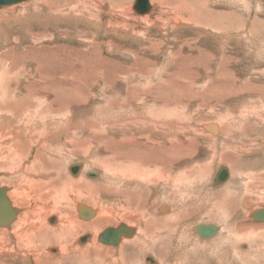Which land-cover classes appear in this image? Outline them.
Wrapping results in <instances>:
<instances>
[{"label": "rangeland", "instance_id": "rangeland-1", "mask_svg": "<svg viewBox=\"0 0 264 264\" xmlns=\"http://www.w3.org/2000/svg\"><path fill=\"white\" fill-rule=\"evenodd\" d=\"M135 1L0 7V172L10 174L0 187L17 189L23 175L40 183L25 205L9 195L23 210L60 201L79 222V203L116 212L96 232L76 233L72 247L85 249L89 242L76 240L90 235L101 249L116 252L120 246H102L96 236L125 223L137 239L169 219L170 230L148 236L167 243L164 253L154 248L165 260L148 248L138 264H148V257L153 264H264V223L249 216L264 208V0H150L148 23L159 19L158 26L138 20ZM213 123L220 124L215 136L204 130ZM17 160L39 174L13 169ZM132 161H141L140 173L154 172L157 182H126L121 167L128 171ZM80 162L79 175H71L67 167ZM218 169H228L230 178L212 186ZM94 173L98 178L88 176ZM137 189L144 196L135 216L133 197L126 196ZM168 208L170 214L159 212ZM46 212V227H56L47 221L59 218L56 211ZM199 224L217 226L218 235L200 239L191 231ZM50 248L59 245L44 250L49 261L59 259L60 250ZM70 258L72 264H109L101 253ZM63 259L56 264H68Z\"/></svg>", "mask_w": 264, "mask_h": 264}, {"label": "bare ground", "instance_id": "bare-ground-1", "mask_svg": "<svg viewBox=\"0 0 264 264\" xmlns=\"http://www.w3.org/2000/svg\"><path fill=\"white\" fill-rule=\"evenodd\" d=\"M35 2L36 4L38 5H45L47 3L44 2V0H28V2ZM130 1V0H129ZM180 1V0H179ZM178 1V2H179ZM182 1V0H181ZM27 2V1H25ZM149 2V5H150V0H148ZM154 2V1H153ZM184 2V1H183ZM160 3V2H159ZM186 3V2H185ZM83 4V3H82ZM18 5V4H17ZM152 6V4L150 5V7ZM185 6V5H184ZM188 6V5H187ZM129 7V6H128ZM127 7V11L129 12L130 9ZM162 8H164V5H162L160 3V5L157 7V9L161 10ZM152 11V10H151ZM181 11V10H180ZM150 12V10H149ZM149 12L143 16H137L138 17V20H141L143 22H145L146 24L148 25H153L154 26H158L157 24L159 23V19L158 20H155L154 22L152 23H148L149 22V16L151 14H149ZM46 20V19H45ZM174 23L176 25H179V21H174ZM227 73V72H226ZM250 107V106H249ZM258 108V107H257ZM245 109V108H244ZM244 112V111H243ZM256 113V112H255ZM143 118V117H142ZM173 122V121H172ZM168 123V122H167ZM215 124V125H214ZM222 124V123H221ZM169 125V124H168ZM166 125V126H168ZM225 127V126H224ZM223 127V128H224ZM153 128V127H152ZM155 128V127H154ZM220 128V124H217V123H213V125H210L207 124L204 126V129L209 131L210 133V130L212 131V133H214L213 135L215 136L216 134H218V130ZM8 129V128H7ZM167 129V128H166ZM14 130V129H13ZM154 130V129H153ZM49 131V130H48ZM156 131V130H155ZM15 132V131H14ZM17 132V131H16ZM33 130L31 129L30 127V130L27 131V135L30 136V140L31 141H35L34 139V135H33ZM50 132V131H49ZM48 133V132H47ZM51 133V132H50ZM57 133V132H56ZM208 133V132H207ZM17 134V133H16ZM49 134V133H48ZM133 134V133H132ZM162 134V133H161ZM167 134V133H166ZM173 134V133H172ZM176 134V133H175ZM4 135V134H3ZM47 135V134H45ZM168 135V134H167ZM212 136V135H211ZM161 137V136H160ZM170 137V136H169ZM160 141V140H159ZM36 143V142H35ZM171 144V143H170ZM169 146V145H168ZM4 149L0 150V151H3ZM37 158V157H35ZM1 159V158H0ZM129 161L131 159H128ZM18 164H12V168L13 169H17L19 170L21 173L23 174H27V175H33L32 178L34 177L35 174H39V173H36V169L35 171H30V166H23L20 164V162L17 160ZM131 162V161H130ZM136 163H131V165H129L127 168H128V171H126V169H122V167L124 166H120L121 167V171L125 172V173H128V177H130V179L126 182H131V184H140V185H143L142 187H146V186H150L152 184H154V182H157L158 180V176L153 172V174L151 172L148 173H140L139 169H140V166L142 165L141 161H135ZM81 163V162H80ZM75 166H77L78 170H73V173H72V166H68L67 167V171L70 172L71 175H77L78 173L81 172L82 168H83V163L81 164H74ZM74 166V167H75ZM204 165H202V168ZM11 168V167H10ZM41 168H39L40 170ZM156 169V168H155ZM206 169V168H205ZM32 170V169H31ZM38 170V169H37ZM38 170V172H39ZM44 170V169H43ZM157 170V169H156ZM226 170V169H225ZM52 171V170H51ZM120 171V172H121ZM118 172V171H117ZM116 172V173H117ZM220 172V170L218 169V172L216 174V177H215V183L212 184V186L216 185V184H219L218 180H217V177H218V173ZM227 172V177H226V180L225 182H227L230 178V173H229V170L227 169L226 170ZM16 174V173H15ZM52 174V173H51ZM95 174V173H94ZM199 174V173H198ZM30 175V177H31ZM79 175V174H78ZM99 175V174H98ZM98 175L95 174V177L98 178ZM118 175V174H117ZM124 175V174H123ZM10 177V174L8 172H0V179H4L2 177ZM116 177V175H115ZM17 180H21L19 177L17 178ZM22 180L21 183L17 186V189H14L13 187H5V186H2L0 188H5L6 189V197L9 199L10 203H11V206H12V209H16V216H14V218L9 222V225H3V226H0V228L2 229V234H0V264H16V262H20L21 264H30V257L33 258V264H46V263H51V264H56V262H61V258L63 257L64 259L62 261H64L65 263H68V264H72L74 263V259L70 258L67 260L68 258V255L72 253V255H77L80 256V257H86V258H91V257H95V258H100V253L102 255H104V257L106 259H108L109 261V264H129L130 262H134L136 264L138 263H141L140 261H142V255L148 251H151L150 249L148 248H151L153 251H151L152 253L154 254H157V256L161 259H162V255L161 253H159V250L157 249H154L155 247L159 248L160 247V250L162 251L163 250V253L166 252V250L168 249V245L167 243L163 245V241L162 240H157L156 239V235H155V238L153 237V235L151 237H153L154 239H150L151 237H148L150 236L151 234H153V231L157 229V231L159 230H170L171 227H172V222L170 221L169 222V219H160V220H157L156 223H155V226H149V223H147V228L148 226L151 227L153 229V231H151L152 233L150 234H144L143 232L138 234L139 237L137 239H133L134 236L137 237L136 235V229L132 226H129L127 224H125V226L128 228V229H132L133 232L130 236H122L119 243H118V246H116L115 248L119 247V249H117V251H109V250H104V249H101V246H99L98 244H96L94 242V239L91 238L90 235L89 238L86 240V242L90 243L92 242L91 244L88 243L87 247L85 249H83L82 247L80 248H77L76 246L73 245L72 247V241L73 239L76 238V233H81V232H84V231H92V232H96L99 228H101L103 225H105L106 223H108L110 221V216L111 214L115 217V216H118L116 215L114 212H110L109 210V207H104L102 206L101 208H98L96 211L89 207L88 205H84V204H77L76 206V213L78 215V217L80 219H82L80 222L78 220H76L74 218V216L72 215V213L69 215L67 212L65 213L64 210L60 207V201H57L56 198H53L51 196V199L54 201H57V202H54V205L53 206H50L49 209H46L45 208H42V207H35L33 209H26V210H23L21 208H17L14 206V204L12 203V201L10 200V197L9 195L11 196V198H13L15 204H18V205H25L26 203H28V200H30V196H31V193L33 194L32 190L34 191V188H33V185L37 182H34L33 180H30L28 177L24 176L22 177ZM75 182V181H74ZM74 182H69L71 185L69 186V188L72 189L73 186H76L77 189L78 188V185H76V183ZM77 182V181H76ZM224 182V183H225ZM67 183V182H66ZM168 183V182H167ZM213 183V182H212ZM40 183H37V185H39ZM82 184V183H81ZM90 184V183H89ZM88 184V185H89ZM170 184V183H168ZM223 182L220 184L222 185ZM46 185V184H45ZM87 185V186H88ZM83 186V184L81 185ZM137 186V185H136ZM135 186V187H136ZM39 187V186H38ZM85 187V186H84ZM92 188L94 189H97V187L95 185H91ZM90 187V188H91ZM91 188V189H92ZM137 188V187H136ZM135 188V189H136ZM139 188V187H138ZM84 189V188H83ZM87 190H89L88 188H85ZM91 189H90V192L91 193ZM142 189V188H141ZM141 189H137V191H134V192H131L129 191V193L127 194L128 196H126L127 198L128 197H133V201L135 204H133V214L131 215H135L137 216L136 213H138V209L139 208H142L141 205L143 203V196H144V191H142ZM144 189V188H143ZM73 190H76V189H73ZM82 190V189H81ZM141 190V192H140ZM145 190V189H144ZM83 191V190H82ZM96 191V190H95ZM97 192V191H96ZM88 193V192H87ZM95 193V192H94ZM173 193V192H172ZM82 194V192L80 190L77 191V196H80ZM85 194V193H84ZM83 194V195H84ZM97 194V193H96ZM111 195V194H110ZM95 196V195H94ZM125 196V194H124ZM123 196V197H124ZM48 197V196H47ZM87 197V196H85ZM32 198V197H31ZM39 200H40V196H38ZM79 198V197H78ZM88 198L90 199H93L92 197H89ZM126 198V199H127ZM41 199H44V198H41ZM95 199V198H94ZM50 200V199H49ZM51 200V201H52ZM65 200V199H64ZM42 201V200H41ZM48 202V201H47ZM128 202V201H127ZM131 202V201H130ZM42 203V202H40ZM58 203V204H57ZM66 203V202H65ZM46 204V202H45ZM64 204V203H63ZM62 204V205H63ZM129 204V203H128ZM61 205V206H62ZM132 205V204H131ZM127 206V205H126ZM132 207V206H131ZM131 207H128V209L130 210ZM108 208V209H107ZM119 208H120V205H119ZM127 208V207H126ZM127 209V210H128ZM171 209V208H170ZM169 208L168 209H159V212L161 213H168L170 214L171 213V210ZM22 210V211H20ZM149 210V209H148ZM27 211V212H26ZM43 211L44 213H52L54 211H56L55 213H57V215L59 216V218H49L47 221L48 223L50 224H56L58 222V225L54 228H51V227H46V224H45V216H43ZM67 211V210H66ZM121 211V210H120ZM124 211V210H123ZM131 211V212H132ZM93 216H91L90 218H85L86 214L87 215H90L91 213ZM128 212V211H127ZM145 212V211H144ZM152 212V211H151ZM154 212V211H153ZM253 212V211H252ZM251 212V214H252ZM25 213V214H24ZM122 213V212H121ZM130 213V212H129ZM129 213L127 215H129ZM143 213V212H142ZM145 214V213H143ZM142 214V215H143ZM44 215H47V214H44ZM121 215V214H120ZM119 215V216H120ZM130 215V216H131ZM173 215V214H172ZM218 215V214H217ZM96 216V219H93L92 221H86V220H90L92 217ZM210 216V215H209ZM209 220H214L215 217H209ZM250 216V215H249ZM248 216V217H249ZM167 217V216H166ZM134 218V217H133ZM58 219V220H57ZM147 219V218H146ZM84 220V222H83ZM140 220V219H139ZM153 220V219H152ZM155 220V218H154ZM129 221V220H128ZM137 221H138V218H137ZM145 221V220H144ZM255 221V220H253ZM155 222V221H154ZM257 222V221H255ZM137 223V222H136ZM141 223V222H140ZM139 223V225H140ZM144 223V222H143ZM151 223V222H150ZM258 223H264V221L262 222H258ZM138 224V223H137ZM143 225V224H142ZM200 225V224H199ZM204 226H207V225H211V224H202ZM198 225H195L193 226V229L191 231H193L194 234H196L200 239H209V240H212L210 238H214L215 236L218 235L219 233V228L217 226L216 227V232L210 236V237H201L198 233H196V227ZM212 226V225H211ZM214 226V225H213ZM118 227V226H117ZM137 227V226H136ZM245 226H243V231L247 230L244 228ZM111 228H116V227H111ZM146 228V227H144ZM174 228V227H173ZM249 228V226L247 227ZM252 229V227L250 228ZM256 229V228H255ZM262 230V229H261ZM252 231V230H251ZM254 231V230H253ZM252 231V232H253ZM8 232V233H6ZM103 232V231H102ZM101 232V233H102ZM150 232V231H148ZM155 232V231H154ZM100 233V234H101ZM139 233V232H138ZM12 234V236H10ZM98 234V236L100 235ZM156 234V233H155ZM250 234V233H249ZM86 236V235H85ZM85 236H81L80 238H78L76 240V245H78L79 243V240L81 238H84ZM98 236L97 237V241H98ZM167 236V235H166ZM220 236V235H219ZM242 236V235H241ZM168 237V236H167ZM166 237V238H167ZM259 237V236H258ZM263 237V236H261ZM172 238V237H171ZM178 238V237H177ZM249 238V236H248ZM128 239H131L130 241ZM148 239V240H147ZM169 239V238H168ZM167 239V242H169L170 240ZM246 239V238H245ZM264 240V238H262ZM261 239V240H262ZM247 240V239H246ZM212 242V241H211ZM251 242V241H250ZM12 244V246L10 245ZM197 244H201L200 246H206V245H209L210 243H200L198 242ZM8 245H10L9 247H7ZM54 245H59V250H60V253H61V257L59 259H55V261H49V258L50 256L48 257V255H45V252L44 250L47 249L49 246H54ZM80 245V244H79ZM192 245V244H191ZM86 246V245H85ZM103 246V244H102ZM107 246V245H106ZM149 246V247H148ZM46 247V248H45ZM110 247H113V246H110ZM187 247V246H186ZM135 248H138V252L137 253H130L128 252L129 250H133ZM58 249L56 248H50L48 249L47 251L48 252H56ZM207 249V248H206ZM46 251V250H45ZM252 251V250H251ZM58 252V251H57ZM188 252V251H187ZM168 253V251H167ZM63 254V255H62ZM159 254V255H158ZM36 255V257H34ZM187 255V254H186ZM156 256V257H157ZM191 256V255H190ZM5 257H10V258H5ZM47 258L46 260V263L44 261L41 260V258ZM157 257V259H158ZM53 258H57V257H53ZM52 259V258H50ZM193 259V258H192ZM85 260V259H84ZM90 260V259H88ZM96 260V259H95ZM162 260H165L164 258ZM167 260V259H166ZM188 260V259H187ZM83 262V260H81ZM97 261V260H96ZM161 261V260H160ZM91 262V261H90ZM94 262V261H92ZM144 262V261H143ZM155 261L152 260V258L148 257L145 259V263H148V264H153ZM167 262V261H166ZM81 263V262H80ZM79 263V264H80ZM162 263V261H161ZM172 263V262H171ZM178 263V261H177ZM176 262L174 264H177ZM181 263V262H180ZM61 264V263H60ZM108 264V263H107ZM168 264V262L166 263Z\"/></svg>", "mask_w": 264, "mask_h": 264}, {"label": "water", "instance_id": "water-1", "mask_svg": "<svg viewBox=\"0 0 264 264\" xmlns=\"http://www.w3.org/2000/svg\"><path fill=\"white\" fill-rule=\"evenodd\" d=\"M28 0H0V7L4 6H10L19 4L22 2H25ZM133 10L138 15H144L149 12L150 5L148 0H136L133 6ZM72 173L73 170H78L77 166H73L71 168ZM88 176L94 177L95 174H89ZM227 177V172L225 169L221 170L218 174L217 180L219 183L225 182ZM16 209H12L11 203L9 199L6 197V189L0 188V226L3 225H9V222L16 216ZM91 213V212H90ZM85 218H90L92 213L90 215H85ZM250 218L252 220H255L257 222L264 221V208L258 209L250 215ZM133 230L128 229L125 224H120L116 228H107L105 229L99 236H98V242L107 245V246H118V243L122 236H130L132 234ZM216 232V227L211 225H198L196 227V233H198L201 237H210ZM89 238L88 235H86L84 238H81L79 240V243H85L86 240Z\"/></svg>", "mask_w": 264, "mask_h": 264}, {"label": "crops", "instance_id": "crops-1", "mask_svg": "<svg viewBox=\"0 0 264 264\" xmlns=\"http://www.w3.org/2000/svg\"><path fill=\"white\" fill-rule=\"evenodd\" d=\"M210 125H213V124H209V126H210ZM214 125H215V124H214ZM204 130H205V129H204ZM206 131H207V130H206ZM208 133H209V131H208ZM210 133H212L211 130H210ZM210 133H209V134H210ZM212 134H214V133H212ZM216 135H217V134H216ZM72 167H73V166H72ZM220 170H221V169H220ZM218 174H219V173H218ZM215 177H216V176H215ZM214 179H215V178H214ZM200 225H202V224H200Z\"/></svg>", "mask_w": 264, "mask_h": 264}]
</instances>
